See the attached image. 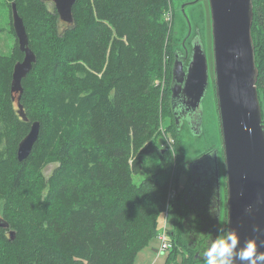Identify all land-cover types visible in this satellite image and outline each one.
Listing matches in <instances>:
<instances>
[{"label":"trees","instance_id":"1","mask_svg":"<svg viewBox=\"0 0 264 264\" xmlns=\"http://www.w3.org/2000/svg\"><path fill=\"white\" fill-rule=\"evenodd\" d=\"M252 1L264 112V0ZM8 2L11 23L16 3L37 61L22 81L26 121L11 89L24 57L17 38L9 55L0 54V215L10 225L0 229V264H134L167 207L168 183L155 176L136 183L133 175L143 155L158 149L153 137L172 109L155 77L171 44L175 57L170 0H76L73 24L52 0ZM11 30L16 37L13 23ZM173 63L165 64L171 80ZM36 120L39 137L19 160V143ZM182 206L175 245L191 257L177 246L169 254L194 264L207 222Z\"/></svg>","mask_w":264,"mask_h":264},{"label":"water","instance_id":"2","mask_svg":"<svg viewBox=\"0 0 264 264\" xmlns=\"http://www.w3.org/2000/svg\"><path fill=\"white\" fill-rule=\"evenodd\" d=\"M52 1L61 20L73 24L76 0ZM194 2L199 3V0L182 3L183 21L188 24L189 32L184 38L183 48L178 46L174 50L175 60L172 66L170 102L179 137L186 124L191 133H202L203 102L212 83L202 26L196 24L186 10L188 4ZM209 4L213 81L222 150L209 148L193 158L197 161L199 158L214 157L213 164L216 168L213 180L217 183L218 196H221L224 187L226 229H236L241 243L251 237L264 242V112L257 86L259 69L252 34L253 1L209 0ZM12 23L24 57L14 66L11 89L18 94L13 96V100H17L19 114L27 121L21 102L22 81L36 63L37 55L29 46L27 30L15 2L12 3ZM39 132L40 122L36 120L31 123L29 132L19 143V160L30 155ZM220 215L219 208L213 238L218 234ZM9 226V222L0 215V229ZM255 226H260L261 231L254 232ZM10 235L14 237V231L11 230Z\"/></svg>","mask_w":264,"mask_h":264},{"label":"rangeland","instance_id":"3","mask_svg":"<svg viewBox=\"0 0 264 264\" xmlns=\"http://www.w3.org/2000/svg\"><path fill=\"white\" fill-rule=\"evenodd\" d=\"M185 1L189 2L194 0H170L169 8L165 12V18L171 26L172 34L170 39L173 36L174 49L178 46L183 48L184 38L189 32L188 24H185L183 21L182 3ZM188 5L186 10L191 14L192 19H195L196 24L201 23L202 26L209 60L210 80H212L211 89L203 102L204 115L202 133L195 135L191 133L187 124L184 125L180 134L183 142L182 147L175 129L172 109H166L163 112L160 127L153 137V140L158 145V149L143 155L142 169L139 173H135L133 178L136 183H139L148 176H155L160 181L168 183L167 207L160 218L157 236L138 253L134 264H182L184 257L180 253L174 254L172 256L173 259H171L169 253L173 247L170 250L160 251V245L162 244L160 235L166 233L170 237L173 246H177L175 243H177L179 228L175 226V219L177 216L179 220L182 214L183 192L181 194L179 192L188 185L187 180H190L192 177L188 169L189 163L192 162L193 157L199 156L209 148H220L222 150L216 89L213 81V41L211 34L210 4L209 0H199V3L194 2ZM11 27L9 2L8 0H0V54L9 55L13 50L16 37ZM171 48L172 44L162 59L163 65L160 66V68L164 66L162 67V71L158 72V64H156L158 66L155 68L156 84L159 85L161 91L167 89L169 99L171 95L169 88L171 76L165 71V64L171 66L174 61L175 57ZM55 166L56 164L54 163L48 165L44 170L45 176H48ZM222 182L224 184L223 176ZM218 229L220 231L226 230L225 214L221 215ZM177 248L185 255L186 261L190 259L191 253L188 250L183 251L181 245L179 247L177 246ZM199 256H201V252L195 253L196 258H199ZM194 264H204V261L200 258Z\"/></svg>","mask_w":264,"mask_h":264},{"label":"flooded vegetation","instance_id":"4","mask_svg":"<svg viewBox=\"0 0 264 264\" xmlns=\"http://www.w3.org/2000/svg\"><path fill=\"white\" fill-rule=\"evenodd\" d=\"M213 158V156L203 159L199 158L197 161L193 159V162L189 163L188 166L192 177L187 180L188 185L179 192L180 194L183 192L182 204L190 210V215L194 214L207 222L203 229H207L209 233L202 235L205 242L194 243L195 246L199 247L201 253L213 238L215 219L219 208L221 215L226 212L224 187L222 188L221 196H218L217 183L213 180L214 168H216L213 164ZM208 224H210V227ZM199 257L201 258V256Z\"/></svg>","mask_w":264,"mask_h":264},{"label":"clouds","instance_id":"5","mask_svg":"<svg viewBox=\"0 0 264 264\" xmlns=\"http://www.w3.org/2000/svg\"><path fill=\"white\" fill-rule=\"evenodd\" d=\"M253 231H261L260 226H255ZM201 258L204 264H264V242L251 237L241 243L236 229H218V235L210 240Z\"/></svg>","mask_w":264,"mask_h":264},{"label":"built area","instance_id":"6","mask_svg":"<svg viewBox=\"0 0 264 264\" xmlns=\"http://www.w3.org/2000/svg\"><path fill=\"white\" fill-rule=\"evenodd\" d=\"M160 241L162 243L160 245V251L170 250L173 247L171 239L166 233L160 235Z\"/></svg>","mask_w":264,"mask_h":264}]
</instances>
